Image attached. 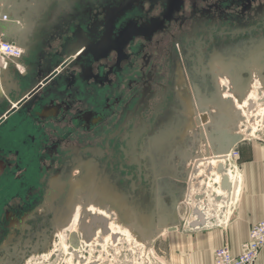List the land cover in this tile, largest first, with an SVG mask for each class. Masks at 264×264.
I'll list each match as a JSON object with an SVG mask.
<instances>
[{"label":"flooded vegetation","instance_id":"1","mask_svg":"<svg viewBox=\"0 0 264 264\" xmlns=\"http://www.w3.org/2000/svg\"><path fill=\"white\" fill-rule=\"evenodd\" d=\"M28 3L29 31L8 42L20 55L0 65V264L63 236L67 180L85 161L114 204L175 192L180 141L209 121L195 86L210 94L213 80L197 69L212 56L264 61V0Z\"/></svg>","mask_w":264,"mask_h":264},{"label":"water","instance_id":"2","mask_svg":"<svg viewBox=\"0 0 264 264\" xmlns=\"http://www.w3.org/2000/svg\"><path fill=\"white\" fill-rule=\"evenodd\" d=\"M32 1L34 2V0ZM25 7H30L28 0H0L1 43H8L13 37L24 38L26 36V32L30 29V23L27 20L21 21L18 17L20 9ZM39 8L37 7L35 14H38ZM4 17L6 19L2 20ZM18 22L24 25L23 29L20 28ZM6 64H9V62L6 61ZM198 71L199 69H197V76L201 75L204 79L205 77H212L214 88L210 94L206 92L202 93L196 84V104L194 110L196 115L206 112L211 118L209 123H206L208 127L205 130L201 127L194 132L189 142L183 141L180 138V149L182 151L176 157H178V161L180 162L178 172L180 173L182 183L179 187L176 186L175 192H173V187L169 186L168 188L166 185L164 190H166L165 195L168 194V196H165L164 200H160L158 196L154 200V204L141 206L136 205L134 202L123 203L122 205L115 202L114 204L109 199V188L106 183L108 179L104 172L100 170L98 163L85 161L81 164L77 174L70 175L67 180L70 194L68 195L67 203L64 205V215L60 218L64 225L71 226L68 220L73 207L79 201L78 199H81V202L84 203L82 207L86 210L87 214L88 209H90L87 202H91V204L98 206L101 210L108 212L111 218L109 225L116 227L119 222V225L125 228L130 235V238L128 235L126 237L123 229V231L117 230L112 235H109L111 240L115 241L117 237L122 236L127 241L140 245L147 252L150 249L151 242L165 233L180 232L184 226L195 227L194 224L186 222L188 218L195 216L202 220L203 213L198 208L192 206L191 199L189 198L192 184L188 178V174L190 172L191 174L196 173L204 164L209 171L213 170V161H216L214 170L221 175L220 184H214V186L220 187L231 198L234 197L231 200L232 203H230V197L226 199L224 195L222 196L225 197L224 206L227 209H224V213L232 211L239 182L233 186L230 183L228 174L234 172L237 174L238 180L239 175L228 161L227 154L239 143L253 136V128H248L244 123H248L245 113H253L255 111V102L252 104L251 101L247 105L243 103L249 92L247 88L255 82L257 85L258 83L260 84L256 102L264 101V61H255L252 64V61L249 60L241 62L218 59L212 56L201 67V71ZM244 74L247 75L246 78H243ZM224 81L225 87L223 89L218 88L221 82ZM223 92L230 93L236 99L235 101L238 102V106L236 107L233 104V99L223 97ZM198 122L200 121L198 120ZM201 124H205V121L202 120L201 123H198V125ZM183 127L185 129L186 126L183 125ZM166 159L170 161L173 160V157L170 154L167 155ZM194 185L198 186L196 181H194ZM58 190L62 191L63 189L58 188ZM205 195V190L200 188V191L194 194V202L199 203V201L205 199ZM215 198L218 199V196L216 195ZM181 205H186L184 217H180L179 215V207ZM83 220H88L89 224H95V226L91 225L92 227L94 226L93 229L90 226L91 234L84 228V224H89L87 222L84 223ZM223 222H225L224 216L222 223H218L217 226H223ZM79 223L80 228H77V231L80 233L82 241L85 244H88V241L93 242L96 239L94 235L97 231L103 235L111 233L108 224L102 217L88 214L85 218L83 215ZM99 223L102 227L99 226ZM104 237H100L99 241L104 242L106 238ZM96 247H99V245ZM71 255L78 261H81L75 253L72 252Z\"/></svg>","mask_w":264,"mask_h":264},{"label":"crops","instance_id":"3","mask_svg":"<svg viewBox=\"0 0 264 264\" xmlns=\"http://www.w3.org/2000/svg\"><path fill=\"white\" fill-rule=\"evenodd\" d=\"M234 150L238 158L232 165L239 175V188L232 211L225 214L224 204L220 207V217L225 218L223 226H217L214 217L205 213L202 220L195 216L186 219L195 227L184 226L180 232L162 235L155 251L159 263L214 264L215 250L225 244L232 255L237 256L241 245L248 240L250 227L264 220V141L252 136ZM187 231L193 233L183 235ZM169 236H173V240ZM256 264H264V247Z\"/></svg>","mask_w":264,"mask_h":264},{"label":"rangeland","instance_id":"4","mask_svg":"<svg viewBox=\"0 0 264 264\" xmlns=\"http://www.w3.org/2000/svg\"><path fill=\"white\" fill-rule=\"evenodd\" d=\"M254 87H255V83L248 90L249 92L247 93V96L248 94H250V92H253V90L255 89ZM245 118L248 119V123H244V124L247 125L248 128L249 127L253 128L252 135L256 139L264 141V120H262L264 118V101L258 102L257 105L255 104V111L253 113L246 112ZM214 166H213V170L215 169ZM201 167H202V176L200 174L198 175L199 171H197L193 175L190 172V174H188V178L192 184L191 186L192 188L190 190L191 191L193 190L194 192H199L200 191L199 188H202L203 190H205V194H206L205 199H203L199 203L191 201V204L192 203L197 204V205L192 204V206H194L195 208L199 206L198 209L202 213H205L207 216L214 217L217 223H221L223 219H221L220 217L221 215L220 207H222L221 205L224 204L223 202L224 200L222 201V204L218 207L215 204L216 212L209 213L210 209H207L206 207V205L209 204V202L211 201L209 199V196L215 194L216 192L215 190L217 189L220 190V188L214 186L215 176L213 177L211 175L208 176L209 170L207 169V166L202 165ZM195 175L197 177H195ZM218 175L219 177H221L219 173L217 174V176ZM233 175H234V172L229 173V177ZM194 181H197V184L200 183L198 185L199 187L198 186L196 187L194 185ZM189 198L192 200L191 196H189ZM226 198H227V195H226ZM211 199L215 201L214 197ZM78 200L79 201H77L76 205L73 207L71 211V215L68 220V223H70L71 226L69 225L63 229V230H66L65 231L66 236L64 235L65 234L64 233L63 236L60 237L59 229L57 231L55 230L52 236L50 237L51 247L49 248V250L46 248L45 250L38 252V253H33V254L27 253L25 255L26 257L23 260L17 261L18 262L17 264H161L157 260L155 251H156L158 242L162 239V236L154 239L151 242L150 249L147 252H145L144 249L140 247V245H136L131 241H127L122 236L117 237L115 241H113L110 239L109 235H112V233L116 232L117 230L118 231L124 230L123 232L126 233V237L128 235V237L130 238V235L125 228H122L119 225V222L116 225V227H113V225L112 226L109 225L111 218L109 217L108 212L101 210L98 206H95L91 204L90 202H87L90 208L88 209V214L90 215L92 214L98 217L100 216L103 217L102 219H104V221L108 224V228L111 233H106L105 235H103L99 233V231H97L94 235V238L96 237V239L93 242L88 241V244L83 243L80 233L77 231V228H80L79 222L82 216L84 215L87 217L88 214L85 212L86 210L83 209L82 207L84 203L81 202V199H78ZM185 207L186 205H181L179 207L180 217L185 216ZM83 222L85 223L86 221L83 220ZM84 225L86 226V227L84 226V228L88 230V232L91 234V229L89 227L91 225L95 226V224H89L90 226L86 224ZM99 226L102 227L101 224ZM191 233L193 232L187 231V232H183V235H189ZM167 234L168 233H165L164 236H166ZM100 237L102 238L104 237L105 241L100 242L99 241ZM169 237L171 240H173V236H169ZM95 243L97 244L95 245ZM97 245H99V247H96ZM72 252L75 253L77 257L81 259V261H78L75 257H72L71 255Z\"/></svg>","mask_w":264,"mask_h":264},{"label":"built area","instance_id":"5","mask_svg":"<svg viewBox=\"0 0 264 264\" xmlns=\"http://www.w3.org/2000/svg\"><path fill=\"white\" fill-rule=\"evenodd\" d=\"M20 55V49L8 43H0V65H5L6 59H15ZM238 158V152L232 150L228 161L233 164ZM264 247V220L250 227L248 240L241 245L240 253L233 256L229 247L224 245L214 252V264H256Z\"/></svg>","mask_w":264,"mask_h":264},{"label":"bare ground","instance_id":"6","mask_svg":"<svg viewBox=\"0 0 264 264\" xmlns=\"http://www.w3.org/2000/svg\"><path fill=\"white\" fill-rule=\"evenodd\" d=\"M4 19H6V17H4V18H2V20H4ZM1 43V42H0ZM10 60H12V59H6L5 60V63H6V61L7 62H9ZM224 83H225V81L224 82H221V87H225L224 86ZM252 87V85L250 86L249 85V87L247 88V91L250 89ZM255 89L253 90V92H250V94H248V96L246 97V100L244 101V103L243 104H249L251 101V103L253 104V102H255V104H257V98H258V89H260V84L258 83V85H257V83L255 82V87H254ZM222 94V93H221ZM222 96L223 97H229V98H231V99H233V104H235V106L237 107L238 106V102L237 101H235L236 99L234 98V97H232V95H230V93H225V92H223V94H222ZM261 109V108H260ZM259 109V110H260ZM211 115V114H210ZM209 116V115H208ZM210 116H209V118H208V120H210ZM194 119V118H193ZM208 123H209V121H208ZM192 125V124H191ZM198 126V125H197ZM202 127H203V129L205 130V128L206 127H208V124H204V125H202ZM192 128H193V126H192ZM197 128V127H196ZM205 135V134H204ZM181 152V151H180ZM228 155L229 154H227V158H228ZM212 165L214 166H216V161H213L212 162ZM203 166H205V164L203 165ZM215 166H214V168H215ZM199 173H198V175L200 174L201 176H202V167H200L199 168ZM209 174H208V176H215V184H220V181H221V177H219V175L217 176V174L218 173H216L214 170H211V173H210V171L208 172ZM193 175V174H192ZM191 175V176H192ZM197 175V174H196ZM195 175V177H197ZM229 177V176H228ZM193 178V177H192ZM229 179H230V183L234 186V185H236L237 184V182H239V180H238V176L234 173V175L233 176H230L229 177ZM197 182V181H196ZM200 184V183H199ZM199 184H197V185H199ZM207 186V185H206ZM199 187V186H198ZM192 188V187H191ZM194 188V187H193ZM220 188V187H219ZM196 189V188H195ZM200 189V188H199ZM198 189V190H199ZM216 189V188H215ZM214 191V190H213ZM216 192H215V194H213V195H211V196H209V199L211 200L210 202H209V204H207L206 205V207H207V209H210V212L209 213H213V212H216V208H215V206L217 205V207L218 206H220L221 204H222V201L223 202H225V197H226V195H227V198L226 199H229V195L225 192V191H223V190H219V189H217V190H215ZM208 192V191H207ZM196 192H194L193 190L191 191L190 190V195L189 196H191V198H192V200L191 201H193L194 202V194H195ZM218 196V199H216L215 198V196ZM225 196V197H222V196ZM214 197V199H215V201H213V199H211V198H213ZM234 199V197L233 198H231L230 197V203H232L231 202V200H233ZM193 204V203H192ZM216 204V205H215ZM229 204V203H228ZM194 205V204H193ZM199 206H197V208H198ZM86 217V216H85ZM101 217V216H100ZM103 218V217H102ZM87 222V221H86ZM90 226V225H89ZM86 227V226H85ZM88 228V227H87ZM90 228V227H89ZM88 228V229H89ZM90 230V229H89Z\"/></svg>","mask_w":264,"mask_h":264}]
</instances>
